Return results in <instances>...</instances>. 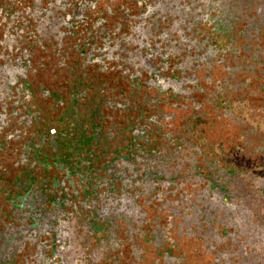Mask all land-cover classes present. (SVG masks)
Returning a JSON list of instances; mask_svg holds the SVG:
<instances>
[{"label":"trees","instance_id":"16d2710c","mask_svg":"<svg viewBox=\"0 0 264 264\" xmlns=\"http://www.w3.org/2000/svg\"><path fill=\"white\" fill-rule=\"evenodd\" d=\"M159 4L167 7L173 24L171 60L165 56L160 68L101 71L90 68V64L74 68L72 62L73 68L63 72L71 77L63 76L62 87L51 89L48 80L40 78L45 83L40 92L49 95L53 104L45 110L31 106L35 111L29 105L32 84L25 81V130L33 127L25 144V158L32 159L25 178H39L50 169L58 171L63 166L75 177L100 178L116 186L119 174L114 171L127 157L125 177L141 184V197L159 201L168 214L177 208V238L194 241L200 237L205 243L217 238L231 243V231L241 229L249 221L259 230L258 222L264 217V185L260 184L264 181V149L256 148L252 151L254 156L245 151L253 144L255 134L264 137V118L260 117L264 106L254 103L256 98L263 100L264 93L237 84L242 74L256 69L244 68L245 61L247 65L264 67V0H159ZM241 6L249 11L244 13L248 22L237 12ZM227 10L232 14L229 20L225 19ZM156 14L157 23H161L160 13ZM188 19L200 21L189 23ZM195 31L203 34L186 37ZM37 43L42 45L39 40ZM35 45L31 41L25 46V67L29 64L26 68L32 65V54L28 53L36 49ZM84 45L77 50V59L86 60V52L82 54ZM245 55L247 59H241ZM229 63L230 68L226 65ZM88 68L89 71L84 70ZM248 81L251 87L258 82ZM127 100L132 104L129 111ZM252 101L255 108H251ZM48 110L52 115L46 114ZM257 114L260 116L255 117ZM229 116L248 124L254 132H243L240 125L226 119ZM38 170L42 173L36 175ZM243 174L258 185L251 187L244 181L241 184L245 185H233ZM136 180H128L127 185ZM154 182L158 190L151 191ZM95 183L92 181V186ZM186 191L190 210L183 213L192 216L191 209H198L199 200L204 199L205 219L196 225L192 219L184 231L180 222H186L181 217ZM177 193L180 195L171 202ZM218 198L226 204L227 214H243L244 221L221 219L215 208ZM172 239L166 241L172 245ZM243 241L238 237L232 244L237 250L230 258L226 255L219 261L215 250L208 247L210 251L204 253L198 248L196 252L189 249L184 255L185 263H181L264 264V239ZM158 248L157 256L159 252L171 255L170 247Z\"/></svg>","mask_w":264,"mask_h":264},{"label":"flooded vegetation","instance_id":"af4514ba","mask_svg":"<svg viewBox=\"0 0 264 264\" xmlns=\"http://www.w3.org/2000/svg\"><path fill=\"white\" fill-rule=\"evenodd\" d=\"M166 8L159 0H0V264H27L30 247H35L36 264H106V261L121 264L118 256L114 258L116 263L108 260L112 255L111 229L121 235L122 226L126 225L119 251L127 245L132 247L139 237L142 240L138 235L144 216L139 210L142 189L136 179L125 177L127 157L114 171L119 174L116 186L100 178L75 177L63 166L58 167V176L44 173L39 178H25L29 174L25 171V161H28L25 160V39L37 38L41 44L44 41L45 45H41L44 52L50 48L47 61L40 64L42 68L57 64L58 68L68 71L73 68L72 62H75L74 68L90 64V68L102 71L105 68H160L165 63L164 57L171 60L172 54L169 41L173 24ZM157 12L161 23H157ZM226 16L227 11L225 19ZM189 20V23L200 21ZM83 44L86 60L77 59V50ZM53 58L57 63H53ZM128 180L136 181L127 185ZM92 181L96 182L94 186ZM150 190H156L155 182ZM185 197L182 213L190 210L188 191ZM176 210L173 208L169 217L172 221ZM190 212L192 216L189 213L181 216L188 225L192 219L194 225L204 222L205 206L192 208ZM232 217L233 221L235 217H238L236 222L244 221L243 214L234 213ZM258 223L260 231L252 221L231 231L242 234L230 232L228 238L234 237L229 243L231 247L238 237L243 242L264 239V217ZM180 224L184 226L185 222ZM134 226L138 228L133 230ZM167 238L170 236L162 233L158 239L154 240L153 236L149 239L154 253L158 246L171 248L170 256L157 252L161 262L158 264H171L175 258L172 250L177 242L171 245ZM177 239L185 240L184 237ZM214 254L221 259L226 257H221L218 250ZM181 262L185 263V259L178 264Z\"/></svg>","mask_w":264,"mask_h":264},{"label":"rangeland","instance_id":"374dc122","mask_svg":"<svg viewBox=\"0 0 264 264\" xmlns=\"http://www.w3.org/2000/svg\"><path fill=\"white\" fill-rule=\"evenodd\" d=\"M25 1H30V0H25ZM233 11H236V9L234 8ZM238 14L240 16H242L245 21L248 22V18L249 17H245L244 13L247 15L249 14V11L241 6L240 9L237 10ZM237 14V15H238ZM232 14L229 13V10H227V16H226V20L230 19V16ZM193 34H195L196 36H201L200 34L193 32L192 34H187L186 37L188 38H192ZM262 34V46L264 47V33ZM26 37L30 38V35L28 33H25ZM36 36H33L32 38H34ZM27 40V39H25ZM31 41L36 42L35 45V50L32 53H28V55L32 54V60L31 57L29 58V60L32 61V65L30 68H26L25 67V72L27 71V73L25 74V81H29L32 86L31 89H29V95H31V102L29 103L30 107L32 106L33 108L36 109H46L45 107H51V104H53L52 99H50V96H43L41 94V86H43V84L45 85V83L43 81L40 80V78H44L45 80L47 79L48 83H50L51 85L50 88L51 89H55L56 87L59 88L62 84V80H63V76L66 78L71 77L70 74L68 73V75H63L64 71H67L66 68H58L57 64L51 68H42V66L40 64H43L46 60V58L49 56V54H47V52L49 51V49H46L45 52L44 50H42L41 45H38L37 43V38L31 39V40H27L25 41V46L27 47V44H31ZM43 46L45 45V42L43 41ZM47 47V46H46ZM26 49V48H25ZM42 51L44 53H42ZM247 55H245V57H241V59L246 58L247 59ZM49 60V59H48ZM226 61H230V59L226 58ZM53 63H57V61L53 58ZM225 63H223L222 65H224ZM229 66H231V64H226ZM243 67L244 68H256L254 70L248 71L247 73H244L241 75L240 80L237 82V84H240V86L246 85L249 88H257L256 90L260 93H264V73H262V70L264 67L260 66V67H255L252 65H247V61H245V63H243ZM84 70H90L88 69H84ZM106 70V68H105ZM102 71V70H101ZM30 72V73H29ZM62 72V73H61ZM254 72V74H253ZM248 80H256L258 81L256 84H252L253 87H251L250 83ZM62 87V86H61ZM31 93V94H30ZM115 101H119L118 99L115 98ZM126 105H127V109L128 111L132 108V104L129 103V100L126 101ZM258 102L256 105L259 106L260 104L264 106V98L263 100H254V103ZM254 103L252 101V105L251 108H255ZM31 107L32 110H34ZM26 109H28V107H25ZM51 109V108H50ZM58 110V109H57ZM35 111V110H34ZM49 111V110H48ZM47 115H52L50 113V111L47 113ZM54 114V113H53ZM260 116V114H257L255 117ZM260 117L264 118V115H261ZM229 120L230 123L235 124V125H240L243 128V132H248V134H252L254 131H252V129H250V127H248V124L239 121L236 117L233 116H229L228 118H226ZM29 129H33L32 126H30ZM25 130V144L28 142V134L31 133V130ZM232 134L236 135L233 131H231ZM259 132V131H258ZM50 133H53V130H50ZM255 144V145H254ZM254 145V146H252ZM248 145L245 148L246 153L249 156H254V153L256 151V148H259L260 150L264 149V137L260 134H255V136L253 137V144ZM253 151V152H252ZM261 152V151H260ZM25 171H30V161L32 160L31 158H25ZM35 173V172H34ZM39 173H42L41 171L38 170V172L36 171V175H39ZM46 174H48L49 176L51 174H53L54 176H58V171L57 169H50L48 171L45 172ZM248 174H243L239 180L234 181L233 185L236 184H241L242 181L248 183L251 187H255V184L253 183L252 179L250 177H248ZM255 180V179H254ZM257 181V180H255ZM230 184V183H229ZM261 185H264V181H261L260 183ZM241 185H245V184H241ZM241 185H239L238 187H241ZM158 190V189H156ZM180 194L177 193V195L175 197H178ZM146 201H148L147 198H142L140 196V200H139V204H140V214H144L143 218L141 219V227L139 229L138 235H141L142 240L140 239V237L138 239H136L135 241H133L134 245L132 247H129L128 245L126 247H124L121 251H119V241L121 239V236H124L123 232L127 230L126 225L122 226V230H121V235L120 233L118 234V231L116 229H111V233L113 232V235L111 236V240H112V244L110 247V253H112L111 255V259H108L110 261H114L115 263L117 262V259H114L116 256H118V263L121 264H158L161 263L159 261V259H157V255H155L153 249L150 246L151 244H149V239L152 238L153 239H158L160 237V235L162 233H167L168 236H170V238L175 239V241L177 242L174 247H173V257H175L174 259H171V264H178L179 260L183 259L184 260V255L188 252L189 249H192L193 252H196L197 249L202 248L205 252H209V248L211 247H216L215 251L218 250V253L221 254L220 256L223 257V255H229L232 253V250L235 251V249H233V247H231V244H229V240H218L216 239H212L209 242L203 241V238L197 237L196 240H189V239H185L184 241H180V239H177V233L175 232V230H177V224H176V220L172 221L169 219V217L172 215L168 214L165 208H161V204L159 203V201L152 199L151 201L149 200L148 202H150V205H146ZM198 206L200 209H202L205 206V202L204 199L200 200L198 202ZM229 207V206H227ZM217 209V212H219L220 214V218L226 220V217H232L231 214H227V209L225 210V207H215ZM224 209V213H222ZM238 215V214H237ZM233 218V217H232ZM200 220H203L202 216H200ZM235 220H238V217H235ZM191 223V222H189ZM182 230H186L188 229L189 225H188V221L185 222L184 226H182ZM193 227V226H192ZM138 227L134 226L133 230H136ZM169 232H172L171 234H169ZM235 233L237 235V232H231ZM204 233L201 232L200 236H203ZM238 236V235H237ZM125 239L127 240V235L125 233ZM152 243V242H151ZM126 245V244H125ZM149 245V246H148ZM140 246V247H139ZM209 247V248H208ZM212 248V249H213ZM142 249V251H141ZM145 255V256H144ZM36 254H35V247H30V252L28 254V261L26 259V263L27 264H36ZM179 256V260H177V257ZM159 258V257H158ZM217 259L223 260L220 257H217ZM186 260V259H185ZM156 261V263H154ZM177 261V262H176ZM200 262L203 260H199ZM107 264V261H106ZM166 264V263H165Z\"/></svg>","mask_w":264,"mask_h":264}]
</instances>
